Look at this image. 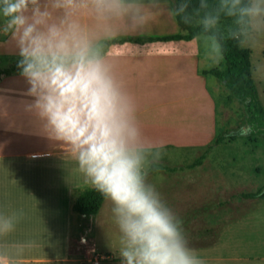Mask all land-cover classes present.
Returning a JSON list of instances; mask_svg holds the SVG:
<instances>
[{"label":"clouds","instance_id":"9594fccd","mask_svg":"<svg viewBox=\"0 0 264 264\" xmlns=\"http://www.w3.org/2000/svg\"><path fill=\"white\" fill-rule=\"evenodd\" d=\"M99 15L149 19L141 0H0V34L19 49V74L29 85L25 111L36 130L76 159L92 186L115 204L122 264H205L187 246L171 212L141 174V156L129 147L137 136L127 122L119 95L84 30L71 17L81 8ZM188 0L171 10L191 23ZM210 46V59H223L216 32L221 17L233 18L228 36L245 46L264 31V0H200L195 14ZM54 12L61 15L54 19ZM7 115L6 111L4 113ZM12 125H10L11 127ZM159 155V154H157ZM25 213H0V237L15 230ZM31 244L0 245V264H23Z\"/></svg>","mask_w":264,"mask_h":264},{"label":"crops","instance_id":"0c3cea01","mask_svg":"<svg viewBox=\"0 0 264 264\" xmlns=\"http://www.w3.org/2000/svg\"><path fill=\"white\" fill-rule=\"evenodd\" d=\"M141 3L146 22L102 16L91 7L71 18L113 81L125 118L137 131L129 147L142 162L160 150L204 146L217 133L211 74L203 73L210 69V52L202 35L190 40H120L184 32L171 15L175 0ZM60 15L54 12V19ZM1 35L0 56L18 55L15 41ZM108 40L116 41L102 49ZM28 87L19 73L0 78V213H25L12 233L0 237V245L31 244L23 264L66 262L76 249L73 221L90 216L72 211V197L78 188L92 184L71 154L36 130L25 111Z\"/></svg>","mask_w":264,"mask_h":264},{"label":"rangeland","instance_id":"374dc122","mask_svg":"<svg viewBox=\"0 0 264 264\" xmlns=\"http://www.w3.org/2000/svg\"><path fill=\"white\" fill-rule=\"evenodd\" d=\"M234 25L223 21L217 28L228 36ZM207 36L201 40L210 52ZM241 47L250 49L251 73L264 107V31L252 33ZM12 57L0 56V68ZM210 60V68L224 67L223 59L218 64ZM209 78L216 133L224 139L193 149L160 150L141 162V174L205 264H264V136L251 135L244 104L215 76ZM115 207L106 197L96 214L73 221L76 249L70 260L29 264H122Z\"/></svg>","mask_w":264,"mask_h":264},{"label":"trees","instance_id":"16d2710c","mask_svg":"<svg viewBox=\"0 0 264 264\" xmlns=\"http://www.w3.org/2000/svg\"><path fill=\"white\" fill-rule=\"evenodd\" d=\"M181 2L182 0H175V8ZM188 2L189 8L187 14L191 17V23L185 24L181 17H176L180 28L184 31L183 33L166 36L128 37L120 40L138 42L190 40L199 35H210V33L204 32L202 25L199 24V20L207 10H201L199 15H196L194 10L199 7L200 0H188ZM208 3L210 6H215L218 3V0H208ZM223 21H233V18L222 16L220 22ZM236 27L237 26L234 25V28ZM214 31L223 46L224 67H212L209 70H203V73L211 74L215 76L218 81L223 82L230 95L244 104L251 135L264 136V107L259 99L257 88L251 73L250 49L247 47H241L239 41L229 38V36H226L220 29L217 28ZM112 41L116 40L105 41L102 45V49ZM19 59V54L13 56L10 64L4 68H0V78L13 73H19V69L17 68V61ZM223 139L224 136L217 133L214 142L218 144ZM74 194L76 195L72 197L71 209L73 212L82 215L96 214L106 198L103 193L96 190L92 185L78 188L74 191ZM251 196L255 197L256 194H252Z\"/></svg>","mask_w":264,"mask_h":264},{"label":"built area","instance_id":"2783aa9c","mask_svg":"<svg viewBox=\"0 0 264 264\" xmlns=\"http://www.w3.org/2000/svg\"><path fill=\"white\" fill-rule=\"evenodd\" d=\"M95 264H99V262L96 260Z\"/></svg>","mask_w":264,"mask_h":264}]
</instances>
